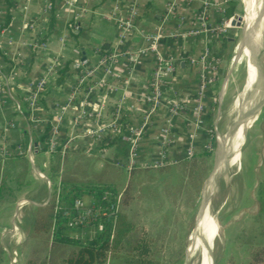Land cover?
I'll use <instances>...</instances> for the list:
<instances>
[{
    "label": "crops",
    "instance_id": "crops-1",
    "mask_svg": "<svg viewBox=\"0 0 264 264\" xmlns=\"http://www.w3.org/2000/svg\"><path fill=\"white\" fill-rule=\"evenodd\" d=\"M205 1L209 3L208 31L194 34L192 31L199 27L197 15ZM234 1L235 15L238 17L241 3L245 17L248 1ZM226 8L227 0H0V26L8 17L0 28V175L18 162L24 163L28 156L35 178L38 172L47 170L46 175L54 184L63 174L59 163L56 176L51 175L53 158L57 156L62 161L65 152L93 149L100 155L109 152L118 160L124 159L128 143L123 135L128 128L140 126L147 108L143 97L155 66L156 51L172 59L174 76L163 88V104L141 133L137 167L150 166L160 159V153L166 165L185 158L189 143L187 118L192 117L191 109L196 104L204 52H209L206 59L215 66L211 73L214 82L203 98L208 112L217 103L213 130L220 120L228 83L240 61L229 75V64L223 69L224 53L235 42L232 35L241 30L242 38L244 32L243 22L224 33L216 30ZM132 9L135 16L131 25L125 26ZM153 42L156 51L151 48ZM260 42L257 50L263 53ZM256 58L252 87L257 81L256 90L261 87L263 98L264 69L258 60H264V56ZM66 64L68 70L57 82L59 70ZM171 99L185 105L186 110L170 115L167 101ZM261 104L254 110L258 112L249 128L258 119L264 106ZM45 127L48 131L42 142L39 138ZM212 134L199 131L193 140V152L207 150ZM52 139L56 142L55 151L48 153ZM44 143L47 148L40 151ZM40 155L43 161L38 168L35 159ZM39 179L41 189L46 190L45 202L56 185H46ZM20 200H16L20 201L18 208L35 201L29 197ZM9 209L13 223L17 206Z\"/></svg>",
    "mask_w": 264,
    "mask_h": 264
},
{
    "label": "rangeland",
    "instance_id": "rangeland-1",
    "mask_svg": "<svg viewBox=\"0 0 264 264\" xmlns=\"http://www.w3.org/2000/svg\"><path fill=\"white\" fill-rule=\"evenodd\" d=\"M252 4L250 6L247 3L246 31L249 33L248 38L246 44L241 47L240 61L235 66V74L228 83L229 88H227L222 104L220 120L214 126L213 134L210 135L208 149H212L213 164L215 151L218 149L220 156V151L228 146V142L234 137L235 104L245 83V67L248 66L251 52L260 41V51L263 50L261 47L264 46L263 0H253ZM243 10L240 3L238 17L244 16ZM232 37H234L235 42L224 53L223 69L229 64L234 46L241 38V30ZM258 61L261 69H264V60L259 59ZM253 84V88H258L259 85L257 84L259 83L257 81ZM261 91L262 97L263 90L261 89ZM254 100L249 105L250 113L261 103L262 106L264 105V101H260V103ZM256 114L257 111H255L250 125L255 120ZM240 125L239 123L238 129ZM42 161L43 156L40 155L39 159H35V165L40 168ZM58 161L59 157L53 158V163H60L62 174L70 179L79 181L91 179L95 183L115 186L119 191L129 180L128 170L119 163L121 160L111 156L109 152L106 154L103 152L101 155L93 149H88L82 153L65 152L62 161ZM223 161H221V166L217 171L219 177L214 183L210 208L207 207L204 217L205 221V218L211 216L217 228V234L210 236V241L212 239L210 251L205 253L204 250L201 253L200 249H193V255L190 254L192 259L188 257L187 260V256L183 255L178 264H200L201 257L205 264H244L249 255L250 246L248 243L252 239L257 242H264V235H259L263 233L261 228L264 229V225L261 224L260 226V223L254 219L257 211L256 198L259 188L264 186V106L256 122L250 128H246L242 135L239 159L236 161L234 156L230 157L227 161L228 164H232L230 166H224ZM213 164L203 176L199 195L194 203H185L187 200L180 190L182 178H180L178 167L171 169L168 166L161 171L139 172L132 178L133 197L128 208V215L139 221L141 225L160 233L164 237V251L166 253L170 249H179L180 246H183L184 254L188 234L195 226L194 223L196 224L200 220L197 216L201 210L196 219L195 215L200 203L202 187L211 174ZM167 165H171V163ZM39 178L38 175L35 178L33 166L28 156L25 157L24 163L18 162L13 169L5 171L1 177V180L5 179V188L0 196V245L6 253V257L2 258V264H9V261L12 264H20L22 261V252L26 247L21 249L20 246L26 240L30 230L33 207L36 206L35 204L39 206L44 203L47 195L46 190L41 189ZM22 197H29L35 201L33 203L27 201L25 204H20L21 206L18 208ZM18 199L20 201H16ZM14 205L17 206V214L12 223L9 218V208ZM212 228L211 226L207 233L211 232ZM92 232L93 227L65 229L67 235L77 238L89 236ZM241 233L243 234L237 237ZM116 262V258H111L109 264Z\"/></svg>",
    "mask_w": 264,
    "mask_h": 264
},
{
    "label": "trees",
    "instance_id": "trees-1",
    "mask_svg": "<svg viewBox=\"0 0 264 264\" xmlns=\"http://www.w3.org/2000/svg\"><path fill=\"white\" fill-rule=\"evenodd\" d=\"M236 4L234 0H227V8L223 11L224 18L228 19L236 14ZM8 17L0 28L7 23ZM68 70L66 64L59 70L61 81ZM217 103H213L212 111L208 112L204 118V131L212 134L214 109ZM48 128H44L40 140L44 142ZM123 126L121 131H123ZM47 145L40 148L45 151ZM212 149L194 153L190 158H183L171 165L161 167H134L129 171V180L122 191L119 210L115 216L112 226L110 222H105L102 231L90 234L83 238L69 236L65 233L66 222L69 215L73 214V203L75 199L90 201L96 204H105L112 200L113 194L118 189L109 184L95 183L91 179L79 181L62 176L59 182V204L54 211V196L33 207L30 230L26 240L20 246L24 247L22 261L20 264H109L111 258H116L113 264H178L183 257V246L179 249L164 251V237L155 232L152 228L141 225L128 215V208L132 200V178L136 173L144 171H161L170 168H179L182 185L181 193L186 196L185 203L197 201L199 189L203 176L213 164ZM58 164H52L51 175L56 176ZM0 175V196L5 188V179L1 180ZM108 193H110L108 195ZM195 198V199H194ZM257 201V211L254 219L264 225V186L259 188ZM65 209H72L69 215H64ZM262 234L264 235V229ZM243 233L238 234L240 237ZM249 255L244 264H264V242H257L252 239L248 243ZM6 257L5 250L0 245V264L2 258Z\"/></svg>",
    "mask_w": 264,
    "mask_h": 264
},
{
    "label": "built area",
    "instance_id": "built-area-1",
    "mask_svg": "<svg viewBox=\"0 0 264 264\" xmlns=\"http://www.w3.org/2000/svg\"><path fill=\"white\" fill-rule=\"evenodd\" d=\"M209 5L207 1L204 3V7L197 15L199 20V27L192 33L196 34L198 32H206L208 31L207 21H206V7ZM135 16V11L132 9L129 14V18L124 22L125 26L131 25V20ZM231 18H223L221 25L216 27V30L219 32L224 33L226 29L231 27ZM151 48L156 51V45L153 42ZM208 51L204 52L203 60H204V67L199 75L198 79V88L197 93L195 95L196 104L191 109L192 117L187 118L188 120V139L189 143L186 149L185 158H190L194 152V144L193 140L196 134L203 130L204 127V118L208 110L206 109L203 98L204 93L206 92L207 88L213 84L212 72L215 69L214 65H211L208 60L206 59L208 55ZM172 59L164 56L163 54L156 51V62L154 69L149 77L147 91L143 97V100L147 106L144 114L142 115V120L140 126L138 128H128L123 135V140L128 143V153L124 159L119 161L120 164L125 166L128 172L137 167V146L138 141L141 136V133L150 123L152 115L156 112L158 107L163 104L164 102V95H163V88L170 82H172L174 76V66ZM0 93H2L0 87ZM30 106H34V99L30 100ZM168 112L170 115H178L183 110H186L185 105L179 103L175 99H171L167 101ZM115 129L118 130V126L115 125ZM56 142L54 139L50 140L49 150L48 153H52L55 151ZM160 159H158L151 167H161L166 164L163 163L162 158L163 154L160 153ZM47 169V167H46ZM47 170L45 172H38V176L45 181L46 185H56L53 186V196H54V211L58 208L59 204V182L60 177H57L56 182L50 181L47 177ZM110 193H108L109 195ZM111 195V194H110ZM122 197V192L117 191V193L113 194L110 201L105 204H96L90 201H83L82 199H75L72 209L73 214L69 215L72 209H65L64 215H69V218L66 222V227L68 229H81L85 227H93V230L96 232H100L105 227V222H110L113 226L115 222L116 213L119 210V205ZM27 203V202H26ZM25 204V203H23Z\"/></svg>",
    "mask_w": 264,
    "mask_h": 264
},
{
    "label": "bare ground",
    "instance_id": "bare-ground-1",
    "mask_svg": "<svg viewBox=\"0 0 264 264\" xmlns=\"http://www.w3.org/2000/svg\"><path fill=\"white\" fill-rule=\"evenodd\" d=\"M247 1H248L247 3L250 6L253 5L252 4L253 0H247ZM248 34H249L248 31H246V37H245L244 41L242 42L243 44L247 40ZM257 55L264 56V52L263 53L258 52L257 45H256L255 49L252 50L251 55H250L249 63L247 66V69H248L247 80H246L245 85L243 86L244 89L238 95L237 100H236V104H235V111H236L237 115H236L235 124L233 126L234 137H232L231 140L228 142L229 145L226 146L224 149H222V151H220L221 152L220 153L221 161L224 160L223 159L224 153L227 152L228 157L223 161L224 166L232 165L231 163H229V164L227 163L228 159L232 156H234L236 158V161L239 159V147L242 143V135H243L245 129L249 127L251 120L254 117V113H255V111L252 113L249 112V105L251 104L250 102H252L254 100V98H255V101H258L259 98L261 97V92H262L260 89L261 87L257 90H256L257 87L255 88V90L252 87V81L254 79V75H255L254 73H255V69H256L254 61L257 59L256 58ZM255 118H256V116H255ZM239 123L241 125H240V128L238 129ZM221 139H222V137H221ZM221 139H220V142H221ZM220 142H219V145H220ZM206 210H207V207L202 208L201 211L199 212L197 217H199L200 220H198L196 222V224L193 228V231L189 237V241H190L189 255H188L189 259H192L193 251L197 248L200 249L201 253L204 250H205L204 251L205 253H209L211 243H212V239L210 241V236H211V234H215V235L217 234L216 224L213 221L212 217L209 216L208 218H205L206 220L204 221ZM211 226L213 227L212 231L207 233ZM191 253H192V255H190ZM203 264H205V262H203Z\"/></svg>",
    "mask_w": 264,
    "mask_h": 264
},
{
    "label": "water",
    "instance_id": "water-1",
    "mask_svg": "<svg viewBox=\"0 0 264 264\" xmlns=\"http://www.w3.org/2000/svg\"><path fill=\"white\" fill-rule=\"evenodd\" d=\"M247 20H248V13L245 14V17H237L236 15H234L232 17L231 26H234V25L240 26L241 21H242L243 26H244V32H243L242 38L240 39V41L236 45V48H235V51H234L232 57L230 58L229 66H228L229 67L228 68V75H229L230 71L232 70V68L235 66V64L241 58V49L239 47L245 39L246 30H247ZM218 151H219L218 149L215 151L214 164H213L211 174L202 187L201 195H200V203H199L196 215H195V219H196L198 212L202 208H206V207L210 208V201H211V196L213 194L214 183L216 182V180L219 177L217 174V171H218L219 167L221 166V158L219 156ZM227 157L228 156H227V152H226V153H224L223 159L225 160ZM35 205H37V204H35ZM194 225H195V223H194ZM193 228L190 231V233L188 234L187 243H186L184 254H183L184 256H187V260L189 257L188 255H189V247H190L189 237L193 231ZM187 260H186V263H187ZM200 264H203V258L202 257H201V263Z\"/></svg>",
    "mask_w": 264,
    "mask_h": 264
}]
</instances>
